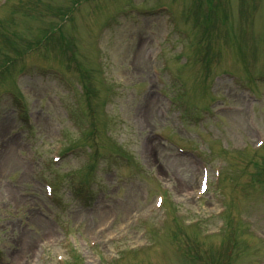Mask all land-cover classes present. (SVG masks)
Segmentation results:
<instances>
[{"label": "rangeland", "instance_id": "obj_1", "mask_svg": "<svg viewBox=\"0 0 264 264\" xmlns=\"http://www.w3.org/2000/svg\"><path fill=\"white\" fill-rule=\"evenodd\" d=\"M75 1L0 0V264H264V0Z\"/></svg>", "mask_w": 264, "mask_h": 264}, {"label": "bare ground", "instance_id": "obj_2", "mask_svg": "<svg viewBox=\"0 0 264 264\" xmlns=\"http://www.w3.org/2000/svg\"><path fill=\"white\" fill-rule=\"evenodd\" d=\"M146 44H147V42H142L141 43V47L143 48L144 46H146ZM138 54V57H137V61L141 58V56L143 55V51L141 52L140 50L137 52ZM145 101H146V103H148L147 105H146V108L148 109V110H150V108H152V106H154V103H153V97L152 96H150L149 95V97H147L146 99H145ZM25 243H24V247H26L27 245H28V243H29V238L28 237H25L24 238V240H23Z\"/></svg>", "mask_w": 264, "mask_h": 264}]
</instances>
